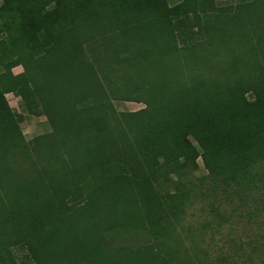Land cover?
Wrapping results in <instances>:
<instances>
[{
	"label": "trees",
	"instance_id": "obj_1",
	"mask_svg": "<svg viewBox=\"0 0 264 264\" xmlns=\"http://www.w3.org/2000/svg\"><path fill=\"white\" fill-rule=\"evenodd\" d=\"M214 40L239 54L195 73ZM0 68V264H188L117 241L164 235V177L264 190V0H0ZM9 93L51 131L26 141Z\"/></svg>",
	"mask_w": 264,
	"mask_h": 264
},
{
	"label": "rangeland",
	"instance_id": "obj_2",
	"mask_svg": "<svg viewBox=\"0 0 264 264\" xmlns=\"http://www.w3.org/2000/svg\"><path fill=\"white\" fill-rule=\"evenodd\" d=\"M180 1L167 0V3L174 6ZM215 1L218 6H231L244 0ZM210 47V50L215 48L216 51H211L203 60L205 65H197L195 73L199 71L209 75L239 54V46H232V51L228 50L225 54L215 40ZM22 70L18 66L12 72L19 74ZM169 73L171 66H166L154 77L159 81ZM6 99L12 110L20 116V127L26 141L51 131L45 116L28 114L19 97L9 93ZM112 105L119 113L145 108L143 103L119 98L112 99ZM161 182L159 191L162 194L174 192L179 186L185 192L182 209L164 218L165 232L157 241L147 232L137 231L119 236V243L134 246L146 241H160L190 264H264V190L236 192L232 186L210 176L200 159L197 160V168L182 171L180 177L170 174Z\"/></svg>",
	"mask_w": 264,
	"mask_h": 264
}]
</instances>
